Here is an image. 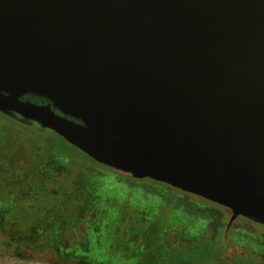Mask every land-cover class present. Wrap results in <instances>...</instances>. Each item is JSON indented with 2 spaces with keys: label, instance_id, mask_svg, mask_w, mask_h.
<instances>
[{
  "label": "water",
  "instance_id": "obj_1",
  "mask_svg": "<svg viewBox=\"0 0 264 264\" xmlns=\"http://www.w3.org/2000/svg\"><path fill=\"white\" fill-rule=\"evenodd\" d=\"M0 113L264 227V0H0Z\"/></svg>",
  "mask_w": 264,
  "mask_h": 264
},
{
  "label": "rangeland",
  "instance_id": "obj_2",
  "mask_svg": "<svg viewBox=\"0 0 264 264\" xmlns=\"http://www.w3.org/2000/svg\"><path fill=\"white\" fill-rule=\"evenodd\" d=\"M7 124L0 118V131ZM76 150L67 149L73 162L53 153L39 168L59 181L72 173L73 212L63 206L61 192L44 183L0 194V264H175L163 252L197 244L207 234L213 238L207 230L221 232L232 251L256 255L255 264H264V252H256L259 242L264 246V227L239 218L225 233L230 212L222 218L200 198L91 166ZM182 199L197 206L201 218ZM19 208L31 215L27 224L22 214L11 221Z\"/></svg>",
  "mask_w": 264,
  "mask_h": 264
},
{
  "label": "trees",
  "instance_id": "obj_3",
  "mask_svg": "<svg viewBox=\"0 0 264 264\" xmlns=\"http://www.w3.org/2000/svg\"><path fill=\"white\" fill-rule=\"evenodd\" d=\"M4 118L8 121V124L6 128L0 131V194L3 195L7 190L16 192L44 182L46 188L54 187L55 190L61 192L60 200L63 206L70 212H73L75 203L74 190L68 181L72 173L67 172L59 181L54 175L44 177L39 171L41 165L52 153L63 155L70 162H73L72 160L75 158L67 152V149L71 148L70 145H67L65 141L54 133L48 130H42L35 124L29 125L17 122L8 117ZM33 150L37 151V155L31 154ZM78 152L89 165L109 169L98 165L80 151ZM115 172L120 175H125L117 171ZM125 176L131 178L129 175ZM177 192L185 196H192L189 194L186 195V193L178 190ZM185 198L183 196V199ZM183 199L182 203L186 206L187 204L183 202ZM186 207L196 212L193 207L197 206L192 205ZM209 208L216 210L222 218L226 217V214L229 212L227 209L211 203H209ZM14 214H22L24 216L22 220L25 224L30 221V214H27L24 209L19 208L12 213L10 217L12 222L20 220L21 217ZM196 216L201 218L197 212ZM241 220L252 223L246 219L241 218ZM207 232L214 234V237L209 238L207 234L197 244L188 245L187 247H172L163 252L164 259L175 264H255L254 260L257 257L256 255L234 252L231 249L229 241L221 236V232L219 233L217 230L213 231L215 233L211 230H207ZM260 241H262L261 238ZM259 243L261 244V248L254 250L256 252L261 251L262 253L264 252V246L263 243Z\"/></svg>",
  "mask_w": 264,
  "mask_h": 264
},
{
  "label": "flooded vegetation",
  "instance_id": "obj_4",
  "mask_svg": "<svg viewBox=\"0 0 264 264\" xmlns=\"http://www.w3.org/2000/svg\"><path fill=\"white\" fill-rule=\"evenodd\" d=\"M28 100L29 101H31V102H40L41 100L40 99H38V98H36V97H28ZM4 117H8V118H10V119H13V120H15V121H17V122H20V123H24V124H29V125H32V124H34V123H31V122H27V121H23L22 119H20L19 117H17V116H15V115H4V114H1L0 113V118H4ZM5 119V118H4ZM36 125V124H35ZM53 154V153H52ZM37 155V154H36ZM63 156V155H62ZM63 158H65L64 156H63ZM66 159V158H65ZM68 160V159H67ZM70 161V160H69ZM134 180V179H133ZM41 183H44V182H41ZM45 185V184H44ZM46 186V185H45ZM25 188H23V189H21V190H19L20 192L21 191H23ZM41 193V195L43 194V192H40ZM21 209H24V208H21ZM25 210V209H24ZM27 214H29V213H27ZM31 216V215H30Z\"/></svg>",
  "mask_w": 264,
  "mask_h": 264
}]
</instances>
